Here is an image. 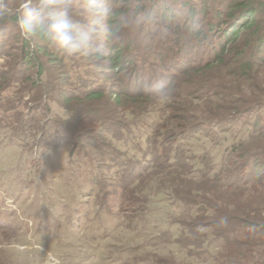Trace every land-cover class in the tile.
<instances>
[{"label":"trees","instance_id":"obj_1","mask_svg":"<svg viewBox=\"0 0 264 264\" xmlns=\"http://www.w3.org/2000/svg\"><path fill=\"white\" fill-rule=\"evenodd\" d=\"M0 60V131L80 154L128 226L175 227L119 263L179 264L152 254L174 245L185 264H264V0H0Z\"/></svg>","mask_w":264,"mask_h":264},{"label":"rangeland","instance_id":"obj_2","mask_svg":"<svg viewBox=\"0 0 264 264\" xmlns=\"http://www.w3.org/2000/svg\"><path fill=\"white\" fill-rule=\"evenodd\" d=\"M52 110L58 113L55 105ZM21 114L24 118L28 116ZM17 115L13 111L3 116L11 124ZM148 121L153 122L155 118ZM251 121L252 116H248L238 124L240 128L235 127V138L248 129ZM7 131H0V223L14 232L0 231V264H47L49 255L61 264H121L151 234L171 230L176 235L175 227H170L167 221L155 224L153 216H149V223L137 220L131 227L126 219H116L113 214L118 212L117 197L108 202V210L96 204L99 177L94 166L79 164L83 160L82 157L76 160L80 154L69 156L60 148L57 152L51 148L38 151L28 135L11 139ZM227 143L228 140L223 145ZM88 151L94 153L89 148ZM165 178L170 180L172 176ZM118 195L123 194L118 191ZM179 209L173 207L172 211L180 215L182 209ZM162 215L159 213L156 217L161 219ZM148 249L149 252L156 250ZM142 251L143 248L137 255ZM158 252L152 254L156 258L171 256L179 264L196 263L174 245ZM117 255H121L120 259Z\"/></svg>","mask_w":264,"mask_h":264},{"label":"clouds","instance_id":"obj_3","mask_svg":"<svg viewBox=\"0 0 264 264\" xmlns=\"http://www.w3.org/2000/svg\"><path fill=\"white\" fill-rule=\"evenodd\" d=\"M26 15L28 17V20H20V25L22 29L31 28V24L29 22L37 15V12L34 10H28ZM40 27L43 28V25H40ZM46 31L48 37L54 42L55 46L59 49L69 51L72 48L74 36L72 35L71 26L67 20H56L55 22L47 25ZM25 37L27 38V32H25ZM169 98L170 97H167L166 99ZM42 250L43 249L41 248V251ZM47 264H61V262L59 259H56L55 257L49 255Z\"/></svg>","mask_w":264,"mask_h":264}]
</instances>
